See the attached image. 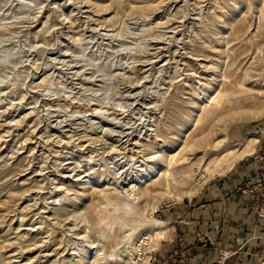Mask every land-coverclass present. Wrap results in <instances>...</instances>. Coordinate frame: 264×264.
<instances>
[{
  "label": "rangeland",
  "instance_id": "1",
  "mask_svg": "<svg viewBox=\"0 0 264 264\" xmlns=\"http://www.w3.org/2000/svg\"><path fill=\"white\" fill-rule=\"evenodd\" d=\"M262 139L264 0H0V264H171L180 210Z\"/></svg>",
  "mask_w": 264,
  "mask_h": 264
},
{
  "label": "crops",
  "instance_id": "2",
  "mask_svg": "<svg viewBox=\"0 0 264 264\" xmlns=\"http://www.w3.org/2000/svg\"><path fill=\"white\" fill-rule=\"evenodd\" d=\"M258 171L246 162L208 184L180 210L168 249L172 264H249L264 259V217L259 219L239 192L243 181ZM203 235L205 241L199 239Z\"/></svg>",
  "mask_w": 264,
  "mask_h": 264
},
{
  "label": "bare ground",
  "instance_id": "3",
  "mask_svg": "<svg viewBox=\"0 0 264 264\" xmlns=\"http://www.w3.org/2000/svg\"><path fill=\"white\" fill-rule=\"evenodd\" d=\"M241 82V81H240ZM239 82V83H240ZM240 85V84H239ZM261 85V84H260ZM224 92V90L222 91ZM226 92V91H225ZM221 94V93H220ZM224 94V93H222ZM228 95V94H227ZM218 96V95H217ZM222 96V95H221ZM225 99L227 96H224ZM256 97V96H255ZM214 98V97H213ZM212 98V99H213ZM215 100V99H214ZM259 100V99H258ZM216 102V101H215ZM217 104H219L218 102H216ZM240 104V103H239ZM220 106V105H218ZM217 106V107H218ZM219 112V110L217 108H213L212 110H208L204 112V118L206 119H210L213 117V115H217ZM254 114H258V112H255ZM218 116V115H217ZM215 120V119H214ZM209 126V125H208ZM207 136V135H206ZM206 138V137H205ZM189 140V139H188ZM256 138L255 137H251L246 139V141L240 145L238 148H232V149H225V153L223 155V157H218L214 160H209L206 164H204V159L206 156L213 154V149L210 150V152H208L207 150H205L203 152V156H199L196 157L192 162L188 163L187 165H185L186 171L190 174L192 172H195V170L201 165V163L203 162L204 166L203 169L200 171H198V175L196 177L197 182H200L202 180H205L208 176L213 175V174H220L223 171H225L226 169H228L230 167V165L234 162L235 159H237L238 157L249 153L250 150L253 149L254 147V142H256ZM187 141V140H186ZM184 144V143H183ZM187 144V143H186ZM209 144V143H208ZM191 146V145H190ZM197 147V146H196ZM215 147V146H214ZM208 148V147H207ZM216 148V147H215ZM192 150V149H191ZM190 150V151H191ZM197 150V148H196ZM203 151V150H202ZM215 151V150H214ZM176 154V153H174ZM173 154V156H174ZM181 158V157H180ZM184 158V157H183ZM186 158V157H185ZM193 159V158H192ZM185 159H182L180 161H184ZM177 162V161H176ZM187 163V162H186ZM197 172V171H196ZM164 173V172H163ZM167 175H165L166 177L164 178V185L166 187L167 190H169V176L170 173H166ZM164 175V174H163ZM162 175V176H163ZM157 179V178H155ZM207 180V179H206ZM154 181V180H153ZM162 183V182H161ZM155 184V183H154ZM190 195V194H189ZM188 195V196H189ZM153 223L157 226V230L153 231V236L151 235L150 238H155L156 241L159 239H164L167 235V230L168 228L162 223V221L160 220H153Z\"/></svg>",
  "mask_w": 264,
  "mask_h": 264
},
{
  "label": "built area",
  "instance_id": "4",
  "mask_svg": "<svg viewBox=\"0 0 264 264\" xmlns=\"http://www.w3.org/2000/svg\"><path fill=\"white\" fill-rule=\"evenodd\" d=\"M258 163L260 164L258 166V174L245 179L239 188V192L252 204L260 219L264 217V163ZM206 238L205 235L199 237V239L203 241H205Z\"/></svg>",
  "mask_w": 264,
  "mask_h": 264
}]
</instances>
